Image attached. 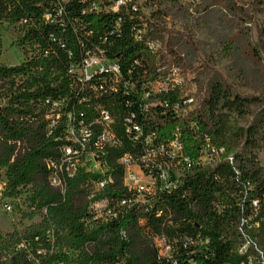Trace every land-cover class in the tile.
Masks as SVG:
<instances>
[{
	"label": "trees",
	"instance_id": "1",
	"mask_svg": "<svg viewBox=\"0 0 264 264\" xmlns=\"http://www.w3.org/2000/svg\"><path fill=\"white\" fill-rule=\"evenodd\" d=\"M220 3L245 54L262 61L264 0ZM114 4L0 0V25L25 57L3 63L0 37L1 200L31 187L29 218L45 212L0 229V264H264V96L220 80L190 93L159 62L154 37L166 28L137 0ZM91 57L101 67L85 74ZM208 145L217 155L202 162ZM68 148L76 154L63 163ZM125 157L152 179L149 194L125 185Z\"/></svg>",
	"mask_w": 264,
	"mask_h": 264
},
{
	"label": "rangeland",
	"instance_id": "2",
	"mask_svg": "<svg viewBox=\"0 0 264 264\" xmlns=\"http://www.w3.org/2000/svg\"><path fill=\"white\" fill-rule=\"evenodd\" d=\"M142 14L167 31L156 35L155 47L161 51L159 62L163 69L175 80L181 76L190 85V93H195L201 83L220 80L229 84L236 92L243 95L264 96V55L263 60H252L245 54L243 41L237 35L230 21L221 11L220 0H199L195 5L187 1L137 0ZM257 23L264 21L261 13L256 14ZM0 37L3 41L2 62L17 65L25 60L23 51L17 43V36L12 26L0 25ZM254 38L256 30L254 29ZM234 44V49L230 43ZM262 65V66H261ZM93 71L94 68L88 70ZM91 71V72H92ZM212 158L209 152L205 154ZM86 159L89 160V157ZM257 159L264 166V148L257 153ZM210 161V160H209ZM99 165L90 163L88 170L95 172ZM144 184L151 180L141 176ZM6 183L5 170H0V188ZM31 187L21 190L14 199L1 200L0 229L3 234L15 228L23 230L42 220L44 211L34 212L30 203ZM2 203H9L11 211L5 212ZM104 205L98 204L97 209ZM161 253L168 255L164 248Z\"/></svg>",
	"mask_w": 264,
	"mask_h": 264
},
{
	"label": "built area",
	"instance_id": "3",
	"mask_svg": "<svg viewBox=\"0 0 264 264\" xmlns=\"http://www.w3.org/2000/svg\"><path fill=\"white\" fill-rule=\"evenodd\" d=\"M183 1H187V0H183ZM124 2H125V0H115V4L114 5H115V7H117L119 5H122ZM187 2H189V1H187ZM98 67H101L100 60L97 59V58L91 57V58H89V59H87L85 61L84 73L85 74H89L92 71L91 70L90 72H88L89 69L94 68V70H96ZM175 81L178 82V83H180L182 80H178V81L175 80ZM188 102H191V100H189ZM105 119H107V117ZM134 129L136 131H138V127H134ZM103 139H104V137H103ZM170 146L172 148V154H174V155H176L177 153H179L181 151V149H182L181 144L178 141H176V140L173 141ZM207 152L210 153V155L212 156V158L209 159V156L206 155V159H207L206 162H210L214 158V156L216 157L217 153H216L215 149L214 148H211L209 145H208V148L205 149L204 153L207 154ZM222 152H223V150L221 149L219 151V153H222ZM204 153H203V156L200 158L202 160V162H204V160H205ZM74 154H76V152H73L72 149H70V148L66 149L65 150V159H64L63 163L70 162L71 156H73ZM214 154H216V155H214ZM228 159L230 161L232 160L231 157H229ZM186 161L188 162V159H186ZM121 162L126 167V170H125V179H124L125 185L128 188H130L131 190H134L136 192H139V193H148L149 194L151 192L152 186H153L152 179L151 178H148V177H145L139 171L140 174H141V176H143L144 178L150 179L151 182H152L149 185L144 184L143 183V179L136 173V168L138 169V167L135 166V165H133V164H131L130 161H129V158L125 157V158H123L121 160ZM73 166H74V164H71L70 167H67V171H68L69 174H72L73 173V171H74V169L72 168ZM166 177H167V173L166 172H163L161 174V178L164 180ZM52 184L54 186H56V187L62 188V184L58 180L57 175H56L55 172H53V174H52ZM103 185H104V183H101L99 186L102 187ZM2 189H3V187L0 188V204H1V192H2ZM141 198H143V197L141 196ZM254 204L256 205V202ZM2 207H3V209H4L5 212H10L11 211V208H10L9 203L8 204L7 203H5V204L2 203Z\"/></svg>",
	"mask_w": 264,
	"mask_h": 264
}]
</instances>
